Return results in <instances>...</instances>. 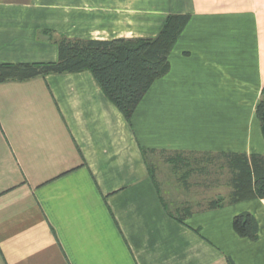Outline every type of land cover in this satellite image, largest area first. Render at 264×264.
Here are the masks:
<instances>
[{
	"label": "crops",
	"instance_id": "0c3cea01",
	"mask_svg": "<svg viewBox=\"0 0 264 264\" xmlns=\"http://www.w3.org/2000/svg\"><path fill=\"white\" fill-rule=\"evenodd\" d=\"M169 14L190 19L130 122L89 70L0 82V264H264V198L208 208L204 171L150 161L264 154V0H0V63L54 62L60 37L152 38Z\"/></svg>",
	"mask_w": 264,
	"mask_h": 264
},
{
	"label": "trees",
	"instance_id": "16d2710c",
	"mask_svg": "<svg viewBox=\"0 0 264 264\" xmlns=\"http://www.w3.org/2000/svg\"><path fill=\"white\" fill-rule=\"evenodd\" d=\"M189 19V14L167 15L158 34L152 38L96 40L60 37L57 40L56 61L0 63V82L22 81L48 73L89 70L108 100L130 122L133 111L152 82L168 72L169 53ZM255 115L264 138V87ZM145 153L142 150L144 156ZM216 155L226 162L231 190L227 199H213L208 208L264 198V154ZM232 228L241 237L249 240L257 238V222L248 212L233 216Z\"/></svg>",
	"mask_w": 264,
	"mask_h": 264
},
{
	"label": "rangeland",
	"instance_id": "374dc122",
	"mask_svg": "<svg viewBox=\"0 0 264 264\" xmlns=\"http://www.w3.org/2000/svg\"><path fill=\"white\" fill-rule=\"evenodd\" d=\"M150 157V161L152 160L154 168L161 169L162 172H166L167 178L170 176L168 170L172 171L174 174H176L174 178H177L180 182L182 181L181 174L185 176V174L187 175L192 171H198V173L201 170L204 171V174L201 172L202 176H200L203 178L205 177V181L203 178L201 180L203 184V195H207V193L210 191H218L220 193V198L217 199H225L227 196V190L230 187V175L223 157L217 156L216 154L197 155L189 153L178 155L165 153L157 159H154V157L152 158V156ZM170 178H172V176ZM214 200H216V198Z\"/></svg>",
	"mask_w": 264,
	"mask_h": 264
}]
</instances>
